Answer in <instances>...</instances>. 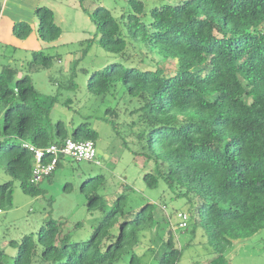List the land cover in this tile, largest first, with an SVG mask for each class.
<instances>
[{
  "label": "trees",
  "instance_id": "16d2710c",
  "mask_svg": "<svg viewBox=\"0 0 264 264\" xmlns=\"http://www.w3.org/2000/svg\"><path fill=\"white\" fill-rule=\"evenodd\" d=\"M128 3L131 11L119 16L104 5L91 12L97 30L89 42L116 60L93 71L87 89L117 99L103 119L122 132L134 162L149 169L143 176L148 187L163 180L174 197L192 205L187 228H202L213 255L209 263L223 264L233 240L264 227V0ZM35 14L43 41L62 35L52 8L39 5ZM32 32L26 20L13 24L19 39ZM32 55L23 68L0 67V157L6 155L11 177L0 185V209L13 206L15 181L28 195L44 192L40 182H31L35 155L25 143L46 148L70 138L96 143L99 138L87 121L70 132L62 119H51L56 96L45 95L33 74L56 56L43 50ZM175 60L176 67L169 66ZM71 74L64 85L74 88ZM125 98L133 108L124 112L137 118L121 122ZM60 163L61 158L57 167ZM104 181L100 174L83 183L89 209L104 207L99 193ZM126 197L118 196L83 243L48 218L37 232L10 241L17 250L13 264H118L127 254L130 264H139L135 248L159 222L157 204L126 207ZM165 244L157 264H180L182 248L172 228ZM6 260L0 248V264Z\"/></svg>",
  "mask_w": 264,
  "mask_h": 264
},
{
  "label": "rangeland",
  "instance_id": "374dc122",
  "mask_svg": "<svg viewBox=\"0 0 264 264\" xmlns=\"http://www.w3.org/2000/svg\"><path fill=\"white\" fill-rule=\"evenodd\" d=\"M33 1L37 0H0V10L5 12L4 19L2 22L0 20V67L1 64L13 63L23 68L32 59L34 50L55 55L56 59L48 68L33 74L35 85L45 95L56 96L51 119H62L70 132L80 123L89 122L99 132L97 149L109 152L110 157L99 152L94 160L65 155L54 173L40 181L39 186L44 192L39 196L26 194L20 183L14 182L13 206L0 209V248L7 253L5 264H13L17 252L10 241L19 242L24 235L37 232L48 218L57 220L62 232L70 234L74 242L87 241L122 193L127 194L126 207L136 208L148 201L157 204L159 222L142 236L135 248L139 264H157L167 249L165 237L169 228L173 229L182 248L180 264H210L209 259L213 255L204 230L178 225L177 212L190 214L192 205L185 198L174 197L163 180L156 188L145 184L143 176L149 169L135 163L128 149H121L122 132L103 119L107 107L115 106L117 99L97 96L87 89L92 72L116 60L115 55L104 50L97 42H89L97 30L91 12L97 6L104 5L116 16L129 13L131 6L128 0H44L40 5L53 9L56 22L62 28V35L53 42H45L39 37L38 26L33 27L32 34L26 39H19L13 33L11 16L19 11L28 13L31 10L32 13ZM175 62H170L169 66L175 68ZM72 72L77 83L74 88L64 85ZM132 104L128 103L127 98L119 104L121 122L128 117L137 118V115H129L128 109L124 112L126 106L133 108ZM5 167L6 155L3 153L0 157V185L11 180ZM100 174L105 178L99 189L104 207L89 209L82 185ZM163 205L166 206L165 210ZM130 259L131 254H127L118 264H130ZM223 264H264V227L250 237L233 240Z\"/></svg>",
  "mask_w": 264,
  "mask_h": 264
},
{
  "label": "built area",
  "instance_id": "2783aa9c",
  "mask_svg": "<svg viewBox=\"0 0 264 264\" xmlns=\"http://www.w3.org/2000/svg\"><path fill=\"white\" fill-rule=\"evenodd\" d=\"M24 145L29 148L30 151L34 152L35 155L31 177L32 183H38L46 176L53 173L57 168L60 158H63L65 155L72 156L76 159L87 160L97 159L98 155L97 143L93 140L75 141L70 138L63 144L53 143L46 148L37 147L31 143H25ZM98 163H100V161H98ZM163 209H166L165 205H163ZM177 217L179 218V227L187 228L191 221L190 214L178 211Z\"/></svg>",
  "mask_w": 264,
  "mask_h": 264
},
{
  "label": "crops",
  "instance_id": "0c3cea01",
  "mask_svg": "<svg viewBox=\"0 0 264 264\" xmlns=\"http://www.w3.org/2000/svg\"><path fill=\"white\" fill-rule=\"evenodd\" d=\"M39 2V3H38ZM40 3H44V0H37V1H33L32 2V13H31V10H30V12H28V13H23V12H21V11H19V12H17V13H15L14 12V15L15 16H11V18H10V20L13 22V24H14V22L15 21H18L17 19H23V20H25L26 19V21H28V22H30L31 24H32V26L33 27H36V26H38V24H39V21H38V18H37V16H36V14H35V10H36V8L40 5ZM2 10V11H1ZM0 10V20H1V22H2V19H4V16H5V12H3V9H1ZM120 148V147H119ZM122 148H125L124 147V144L122 143V146H121V149ZM102 152V153H104V154H106V156L109 158L110 157V155H109V152H107V151H105L104 149H99L98 150V152ZM54 173V172H53ZM49 177V176H48Z\"/></svg>",
  "mask_w": 264,
  "mask_h": 264
},
{
  "label": "water",
  "instance_id": "95a60500",
  "mask_svg": "<svg viewBox=\"0 0 264 264\" xmlns=\"http://www.w3.org/2000/svg\"><path fill=\"white\" fill-rule=\"evenodd\" d=\"M99 153H102L101 151Z\"/></svg>",
  "mask_w": 264,
  "mask_h": 264
}]
</instances>
